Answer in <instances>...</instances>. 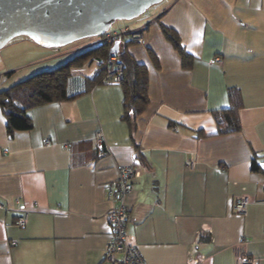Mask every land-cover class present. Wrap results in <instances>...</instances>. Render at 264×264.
Segmentation results:
<instances>
[{
  "label": "crops",
  "instance_id": "obj_1",
  "mask_svg": "<svg viewBox=\"0 0 264 264\" xmlns=\"http://www.w3.org/2000/svg\"><path fill=\"white\" fill-rule=\"evenodd\" d=\"M162 2L125 26L142 32L144 44L128 51L148 68L149 100L132 135L119 84L85 91L94 70L74 69L67 82L69 95L84 93L29 110L28 131L9 137L0 109V264H111L106 185L131 164L139 176L125 199V236L143 264H264V0ZM162 26L177 34L185 63ZM35 47L31 74L63 60ZM5 69L0 90L12 85L3 86ZM230 87L241 94V129L216 134L213 112L229 106ZM240 198L248 203L238 214Z\"/></svg>",
  "mask_w": 264,
  "mask_h": 264
},
{
  "label": "trees",
  "instance_id": "obj_2",
  "mask_svg": "<svg viewBox=\"0 0 264 264\" xmlns=\"http://www.w3.org/2000/svg\"><path fill=\"white\" fill-rule=\"evenodd\" d=\"M165 38L172 44L174 49L181 55L183 62L190 59L189 54L182 47L177 34L164 26L161 27ZM119 30V29H115ZM98 40V39H97ZM118 44L117 52H111L114 44ZM132 42H100L81 52L76 53L64 63L56 67L37 71L28 77L0 90V109L5 119V129L9 137L17 131H28L32 128V122L28 111L37 106L69 101L103 82L102 64L111 54H114L123 64V77L119 83L122 89V115L132 132L136 128V120L148 104V68L139 63L128 51ZM156 63V58L150 52ZM87 64L94 65V73L87 78V89L84 92L69 95L66 85L74 69H79ZM229 106L215 110L213 118L216 123V134L237 133L241 129L238 113L242 106L241 94L238 88L228 89ZM171 125V124H170ZM201 135V134H199ZM101 149H105L102 145ZM251 168L258 170L256 159L251 161Z\"/></svg>",
  "mask_w": 264,
  "mask_h": 264
},
{
  "label": "water",
  "instance_id": "obj_3",
  "mask_svg": "<svg viewBox=\"0 0 264 264\" xmlns=\"http://www.w3.org/2000/svg\"><path fill=\"white\" fill-rule=\"evenodd\" d=\"M163 0H0V49L16 36L57 48L107 32ZM114 44L111 52H117Z\"/></svg>",
  "mask_w": 264,
  "mask_h": 264
},
{
  "label": "built area",
  "instance_id": "obj_4",
  "mask_svg": "<svg viewBox=\"0 0 264 264\" xmlns=\"http://www.w3.org/2000/svg\"><path fill=\"white\" fill-rule=\"evenodd\" d=\"M97 42H119L127 40L135 44H144L143 34L139 29H130L128 27L119 30H108L100 37ZM219 61L218 58L215 59ZM103 82L105 84L118 85L123 77L124 64L111 54L102 64ZM95 139L99 147L104 142L100 132L95 134ZM48 143V142H47ZM187 166H192V162H186ZM139 176V170L135 165L119 166L117 176L106 185V199L109 201L110 208L107 213V222L111 229V235L107 241L104 252V260L111 264H143V258L138 248L127 242L125 228L128 221L129 207L125 199L132 192L136 178ZM247 199L240 198L233 204L235 213L245 212ZM27 220V213H22L13 221L14 225L24 227ZM15 244V241H12ZM241 264H254V261L247 256H243Z\"/></svg>",
  "mask_w": 264,
  "mask_h": 264
},
{
  "label": "rangeland",
  "instance_id": "obj_5",
  "mask_svg": "<svg viewBox=\"0 0 264 264\" xmlns=\"http://www.w3.org/2000/svg\"><path fill=\"white\" fill-rule=\"evenodd\" d=\"M164 2L166 0H163ZM162 1L160 3L154 4L152 6H150L144 13H142L139 16V19L142 20L143 19H147L148 15H153L157 12L160 11V8L162 5ZM138 18V17H137ZM133 21L130 20H119L116 21L114 24L111 25L109 30H115V29H121L124 28L126 25L127 26H131L132 22L138 20V19H132ZM148 27V26H147ZM146 26H143V32H146L147 29ZM97 41V37L96 36H91V37H85L79 40H76L68 45L62 46V47H57V48H43V47H39L40 50H47L49 53H53V54H63L61 55L62 57H60V59L63 58V60H61L60 62L56 63L55 66L52 67H56L57 65H60L62 63H64L66 60L70 59L71 57H73V55H75L78 52H81L89 47H92L96 44ZM127 40H123L122 44H124ZM31 41L27 36L24 35H19L14 37L13 39H11L7 44H5L4 47H2L0 49V68L2 67H6L5 71H3V73L5 72H9V71H13L11 72L9 75L12 76V78H10L8 80V82L4 83L3 86L6 85H10L11 83H15L16 81H20L19 77H23L25 75L31 74V70L35 69V67H37L38 65L35 63L37 60L36 57L39 53L37 51H35V53H33V55H31V52L29 50V48L31 46H36L35 48H38V45H33ZM131 46H141L140 44H135V43H131L129 45V47ZM53 51V52H52ZM33 52V51H32ZM67 52V53H66ZM66 53V54H64ZM69 53V54H68ZM56 55V56H57ZM35 63V65H34ZM43 69H48V68H43ZM52 69V68H51ZM94 70V65L92 64L91 66H88L87 64H84L83 67L77 69V71L81 72V73H85V72H92ZM76 72V71H75ZM28 77V76H26ZM5 78L4 74H0V81H2ZM18 79V80H16ZM7 87V86H6Z\"/></svg>",
  "mask_w": 264,
  "mask_h": 264
}]
</instances>
